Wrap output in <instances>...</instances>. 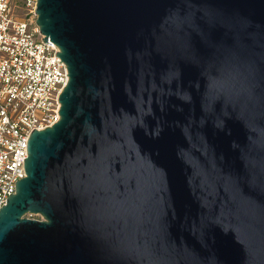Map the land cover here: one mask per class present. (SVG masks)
I'll list each match as a JSON object with an SVG mask.
<instances>
[{
    "label": "water",
    "instance_id": "water-1",
    "mask_svg": "<svg viewBox=\"0 0 264 264\" xmlns=\"http://www.w3.org/2000/svg\"><path fill=\"white\" fill-rule=\"evenodd\" d=\"M35 12L69 79L0 208V264H264V0Z\"/></svg>",
    "mask_w": 264,
    "mask_h": 264
},
{
    "label": "built area",
    "instance_id": "built-area-1",
    "mask_svg": "<svg viewBox=\"0 0 264 264\" xmlns=\"http://www.w3.org/2000/svg\"><path fill=\"white\" fill-rule=\"evenodd\" d=\"M36 8L37 0H0V208L26 176L31 132L59 120L69 79L59 47L43 42Z\"/></svg>",
    "mask_w": 264,
    "mask_h": 264
}]
</instances>
